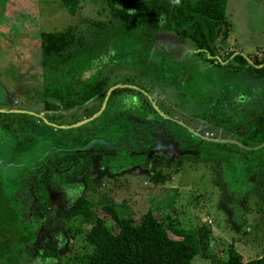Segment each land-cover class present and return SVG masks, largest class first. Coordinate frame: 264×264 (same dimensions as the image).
<instances>
[{
    "label": "rangeland",
    "instance_id": "obj_1",
    "mask_svg": "<svg viewBox=\"0 0 264 264\" xmlns=\"http://www.w3.org/2000/svg\"><path fill=\"white\" fill-rule=\"evenodd\" d=\"M12 2L14 4H9L12 7H9L11 18L3 19L0 30L20 27L18 31L24 36L18 38V34L15 37L6 33L2 38L4 34L0 32V106L41 111L38 95L44 85L45 68L41 61L40 31L77 24L89 36V19L107 22L109 18L105 9L106 0H80L81 6L75 15H70L60 0ZM226 17L222 39L215 48L220 64L200 57L190 40L167 30L159 32L148 47L119 33L116 42L110 37L97 45L102 51L92 60L91 69H97V64H107L103 73L108 75L109 82H127L125 85L132 87L133 91L117 98L101 121L77 125L87 116L80 105L75 109L52 113L54 121L69 124L64 128L54 129L28 116L30 122L39 124L42 132L26 137L30 129L18 125L17 120L20 119L13 122V125H18L16 128L13 126L12 132L17 135V140L10 138L6 130H0V136L6 140L2 152L14 154L15 161L25 166L28 158L24 155L33 147L39 149L44 143L50 142V145H55V150L62 151L77 146L79 141L81 143L79 137L84 132H91V135L107 132L111 135L116 130L115 134L120 133L122 128H113L121 124L120 127H123L125 123V115L118 111V107L124 108L125 104L144 100L147 95L166 116L162 130L168 134L166 138L176 137L179 140L178 149H184L181 153L168 154V157L156 160L151 159V152L147 159L135 156L134 146L128 144L126 146H131L132 151L122 146V150H116L110 157L92 156L87 167L81 163L69 164V160L65 162L64 159V167L58 166L57 160L65 154L56 152L47 167L53 179V187L47 186L50 204L44 207L36 202L33 205L29 198H25L22 215L28 228L34 229L29 230L30 239L19 256L18 264H72L74 253L86 251L83 238L88 227L86 221L80 217L61 221L54 208L72 205L81 194L91 198L97 206V213L108 220L111 217L101 207L117 202L134 223L140 222L148 210L159 220L166 217L165 225L172 237H177L176 227L187 229L204 224L210 229L211 249L220 256L227 254L230 245L241 252L243 260L264 252V209H258L264 196V160L262 169L254 174V180L251 177L253 172H248L246 168L249 163L232 144L235 143L232 134L223 126L210 124L197 115L200 113L209 118L219 110L218 115L222 112L218 101L227 110L241 101L244 105L246 98H258L259 91H264L253 69L244 65L234 67V62L223 61L222 58L227 51L263 56L264 0H227ZM93 32L99 33L95 35L101 38L109 34L104 29ZM10 33L13 34V31ZM253 102V106L259 105L258 100ZM250 105H246V109ZM104 123L109 125H106L108 131L99 133ZM193 129L202 130L203 135L209 132L212 137L224 139V143L199 142ZM18 139H21L19 146L13 145V140ZM126 142L132 143L130 139ZM189 147L193 148L185 151ZM198 150H201L200 154ZM230 152L236 153L237 157ZM16 171L19 172L17 168ZM2 175L8 176L7 170ZM2 238L5 244L8 243L10 253L15 255L22 239L19 231L9 229ZM49 240L55 248V255L43 254ZM209 263V259L199 255L191 259V264Z\"/></svg>",
    "mask_w": 264,
    "mask_h": 264
},
{
    "label": "trees",
    "instance_id": "obj_2",
    "mask_svg": "<svg viewBox=\"0 0 264 264\" xmlns=\"http://www.w3.org/2000/svg\"><path fill=\"white\" fill-rule=\"evenodd\" d=\"M60 1L70 15H75L81 6L80 0ZM226 5L227 0H179V3L176 0H106L105 9L109 18L107 22L89 19V36L77 24H70L63 29L41 30V61L45 68L44 85L38 95L41 111L1 105L0 130H6L10 138L14 137L15 140L17 135L12 134L13 126L16 128L19 124L30 129L26 137L39 133V124L30 122L28 116L54 129L60 126L64 128L69 124L54 121L52 113L75 109L80 105L87 116L77 125L101 121L117 98L133 91L132 87L125 85L127 82H109L108 75L103 73L107 64H97V69H91L92 60L102 51L97 45L110 37L116 42L119 33L148 47L159 32L167 30L177 37L190 40L197 49L196 53L201 54L200 57L220 64L215 48L222 39L223 27L227 23ZM96 29H104L109 34L102 38L96 37L95 34H99L93 32ZM222 58L223 61L234 62V67L244 65L253 69L257 82L264 89V54L261 57L257 54L246 56L240 52L227 51ZM258 95V98L252 95L251 98L255 96L252 100L246 98L244 105L241 101L227 110L218 101V108L224 111L222 109L220 115L213 113L208 116L210 119L197 114L217 126H223L232 134L235 142L232 144L249 163L246 168L248 172H253L251 177L254 180V174L262 169L264 160V91L260 90ZM146 97L144 100L151 102V96ZM253 100H258L259 105L251 108ZM153 104L157 107L156 103ZM248 104L251 106L246 109ZM5 117L9 120L6 121ZM15 119L21 120H17L18 125H13ZM129 138V133L125 132L121 139ZM15 140L13 145L19 146L21 139ZM49 146L50 142L44 143L39 149H30L24 155L28 158L25 166H21L19 161H15L14 154L2 152L6 140L0 136V264L19 263V256L30 239L29 230L34 229L28 228L22 215L25 198H29L33 205L37 202L44 207L51 202L47 189V186L53 187V179L47 169L51 164L46 154ZM230 155L237 157L233 152ZM57 162L58 166L64 167L62 156ZM5 170L8 176L2 175ZM54 208L61 221L80 217L88 226L83 233L87 249L83 253H74L72 264H191V259L196 255L209 259V264H264V252L243 260L241 252L231 245L227 254L220 256L211 249L210 229L204 224L187 229L176 227L177 237H172L169 227L165 225L166 217L159 220L148 210L140 222L134 223L117 202L102 205L101 209L111 217L108 220L97 213L94 201L82 194L72 205ZM258 209H264V196ZM9 229L19 231L22 236L15 255L10 253L8 243L5 244L2 238ZM55 253L49 240L43 254Z\"/></svg>",
    "mask_w": 264,
    "mask_h": 264
},
{
    "label": "flooded vegetation",
    "instance_id": "obj_3",
    "mask_svg": "<svg viewBox=\"0 0 264 264\" xmlns=\"http://www.w3.org/2000/svg\"><path fill=\"white\" fill-rule=\"evenodd\" d=\"M146 101L136 100L132 103H129L131 107L126 104L124 105V108L118 107V111H120L122 115L123 114L125 115L124 117L125 123H123V127H120L122 126L121 124V125H115L113 126V128L114 129L122 128V131L120 133L115 134L116 130H114L113 134L111 135H108L107 132L102 135L100 134L91 135L90 134L91 132H84L79 137L82 141L81 143H79L80 142L79 141L77 142V146H74L73 148L70 147L62 151L59 150L58 148H56L55 150L54 144L50 145L46 151V154H48V157H47L48 161L52 160V157L54 156L56 152L61 151L62 154H65V156H63V159L65 162L66 160H69V164L74 165L75 163H81L82 165H84L83 167H87V165H89L88 162H90V157L95 156V155H99L105 158L110 157L113 155V152H115L116 150H120V149L122 150V146H125L124 148L128 151L130 150L132 151L133 149L132 147L134 146L135 156H138L140 158L146 157L148 153L151 152V159H156V160H159L162 156L168 157L167 156L168 154L175 155V154L183 152L184 149H182L181 151L178 149L179 140L176 137L172 136L174 139L173 138L171 139L170 137L166 138L168 134L166 135L165 133L162 132L163 125L165 123L164 120L166 119V116L162 114L158 105L156 107L152 102H149V101L146 102ZM251 104L254 105V103H251ZM254 107H256V105L252 106L251 108H254ZM222 109L223 108H221L220 110ZM114 110L116 109L114 108ZM118 111L116 110V112ZM218 111L216 112L212 111V112L217 113ZM116 112L114 111V113ZM198 118H201V117H198ZM168 119L171 121H174L171 119V117H168ZM208 122L212 124V121L209 120ZM179 123L182 124V122H179ZM102 125H101L102 129L100 127L101 130L99 129V133L100 131H108L107 126L109 125H107V123H104ZM182 126H184V124H182ZM184 128H188V127L185 125ZM193 130L196 131L195 135L199 137V142L210 140L212 143L214 142L224 143L223 142L224 139L220 141L219 138L212 137L213 134H209V132H205L204 134L205 136H204L202 134V130H199V129L197 130L193 129ZM124 131L129 133V137H130L129 139L132 142L131 144L126 142V139L125 140L121 139L122 135L125 133ZM92 132L95 133L96 131H92ZM133 132H135V134H133ZM216 140H219V141H216ZM117 144L119 145L117 146ZM128 144L131 145L132 147L126 146ZM191 148L193 147L186 148L185 151L191 150ZM72 149H75V150H72ZM200 151L201 150H198L197 152L199 153Z\"/></svg>",
    "mask_w": 264,
    "mask_h": 264
},
{
    "label": "crops",
    "instance_id": "obj_4",
    "mask_svg": "<svg viewBox=\"0 0 264 264\" xmlns=\"http://www.w3.org/2000/svg\"><path fill=\"white\" fill-rule=\"evenodd\" d=\"M17 2H19V1H17ZM9 4H14V3L12 2V0H1L0 1V28L2 27L3 19L11 18V16H10V10H9V7H10ZM10 8L12 9V7H10ZM14 23L16 25L18 24V22H14ZM3 29L6 30V31L0 30L1 34H4V35H2V38H4V36H5L6 33L8 34V36L9 35H14L15 36L16 34H18L17 35V36H19L18 38H20L21 36H24V33L23 32L20 33V31H18V29H20V27L18 29H15V30L14 29L12 30L11 28H8L7 29L5 27ZM10 31L11 32L13 31V34H11ZM2 38H0V41H1ZM39 41H40V38H39Z\"/></svg>",
    "mask_w": 264,
    "mask_h": 264
},
{
    "label": "clouds",
    "instance_id": "obj_5",
    "mask_svg": "<svg viewBox=\"0 0 264 264\" xmlns=\"http://www.w3.org/2000/svg\"><path fill=\"white\" fill-rule=\"evenodd\" d=\"M177 3H179V0H176Z\"/></svg>",
    "mask_w": 264,
    "mask_h": 264
},
{
    "label": "water",
    "instance_id": "obj_6",
    "mask_svg": "<svg viewBox=\"0 0 264 264\" xmlns=\"http://www.w3.org/2000/svg\"><path fill=\"white\" fill-rule=\"evenodd\" d=\"M220 140V139H219ZM219 140H216V141H219ZM215 141V140H214ZM221 141V140H220ZM234 141V140H233Z\"/></svg>",
    "mask_w": 264,
    "mask_h": 264
},
{
    "label": "built area",
    "instance_id": "obj_7",
    "mask_svg": "<svg viewBox=\"0 0 264 264\" xmlns=\"http://www.w3.org/2000/svg\"><path fill=\"white\" fill-rule=\"evenodd\" d=\"M206 135H207V133H206Z\"/></svg>",
    "mask_w": 264,
    "mask_h": 264
}]
</instances>
